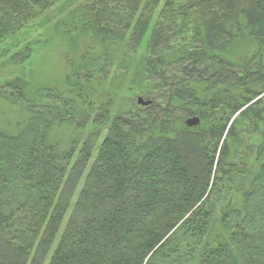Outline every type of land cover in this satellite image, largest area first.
<instances>
[{
	"label": "trees",
	"instance_id": "obj_1",
	"mask_svg": "<svg viewBox=\"0 0 264 264\" xmlns=\"http://www.w3.org/2000/svg\"><path fill=\"white\" fill-rule=\"evenodd\" d=\"M59 1L0 0V57ZM80 1L69 93L0 84V264H264V0ZM120 48L150 103L93 113Z\"/></svg>",
	"mask_w": 264,
	"mask_h": 264
},
{
	"label": "rangeland",
	"instance_id": "obj_2",
	"mask_svg": "<svg viewBox=\"0 0 264 264\" xmlns=\"http://www.w3.org/2000/svg\"><path fill=\"white\" fill-rule=\"evenodd\" d=\"M81 2L80 0H61L55 3L50 9L33 19L27 27L19 33L9 36L3 42V47L9 45L20 47L31 42L32 53L28 61L19 65L12 63L8 54L0 57V84L5 80L19 76L24 79L22 81H26L29 85L30 92H34L39 87H49L63 93H67L69 89H72L68 82V79L72 78L69 62L72 61L82 68L84 62L80 60L79 56L87 43V36L83 32L72 29L67 34L64 30H67L65 26L68 28L70 26L69 12L74 10ZM77 33L81 37L72 39V36ZM146 42L145 38L142 41L141 50L144 49ZM99 49L104 52L100 46L95 47V51L98 52ZM111 50L114 51L116 48L112 47ZM122 51L123 48H120L119 54H115L116 58L106 56V60L114 66L111 67V72L105 79L100 78L102 74L97 73L96 77L88 83V86H92L95 90V94L90 97L93 113H96L99 106L107 103L109 99H112V106L110 107L112 113L119 108L125 109L132 104L136 105L139 97L143 100L147 99V96L143 95L142 87L138 84L139 78L135 76L134 70L129 69L125 77H119L123 65L128 63ZM111 53L113 54L112 51ZM240 58V56L235 57L236 60ZM101 62L102 60H100V64ZM78 82L77 88L72 90V95L77 94L78 87L82 90L87 89L83 77H80ZM4 109L7 108L0 104V110ZM25 115L26 113L22 114V110L18 107H15V111L12 113L15 121ZM67 131L70 133L71 129L68 130L64 127V129H58L57 133L66 134Z\"/></svg>",
	"mask_w": 264,
	"mask_h": 264
},
{
	"label": "water",
	"instance_id": "obj_3",
	"mask_svg": "<svg viewBox=\"0 0 264 264\" xmlns=\"http://www.w3.org/2000/svg\"><path fill=\"white\" fill-rule=\"evenodd\" d=\"M138 103L142 104V105H147L150 103V101L147 100H143V98L139 97L138 98ZM185 123L188 126H193V125H197L199 123V119L197 117H189L185 120Z\"/></svg>",
	"mask_w": 264,
	"mask_h": 264
}]
</instances>
